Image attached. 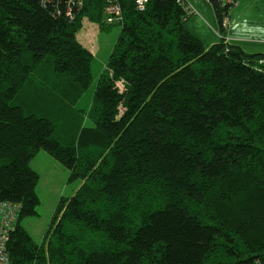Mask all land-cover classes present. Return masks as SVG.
<instances>
[{
  "label": "trees",
  "instance_id": "1",
  "mask_svg": "<svg viewBox=\"0 0 264 264\" xmlns=\"http://www.w3.org/2000/svg\"><path fill=\"white\" fill-rule=\"evenodd\" d=\"M0 0V201L21 204L12 264H253L264 259V53L229 44L235 4L214 6L221 41L186 27L178 0ZM72 5V14L70 6ZM120 25L72 145L27 109L37 69L65 76V98L92 82L83 21ZM22 99L24 101H22ZM40 150L82 184L62 197L41 242L22 224L38 214Z\"/></svg>",
  "mask_w": 264,
  "mask_h": 264
},
{
  "label": "rangeland",
  "instance_id": "2",
  "mask_svg": "<svg viewBox=\"0 0 264 264\" xmlns=\"http://www.w3.org/2000/svg\"><path fill=\"white\" fill-rule=\"evenodd\" d=\"M120 30V25L100 27V24L84 19L83 27L78 32V39L94 54L93 78L86 91L74 92L75 95L65 98L63 89L68 88L65 76L55 75L53 67L44 62L39 70L37 69L33 89L29 91L31 100L23 98L28 102L25 106L27 109L39 116L50 118L56 124L54 138L65 145H72L80 124L92 123L86 112L89 110L99 78L106 68ZM31 167L40 175L37 185L40 204L37 208L38 214L25 217L22 224L35 241L41 242L60 199L73 196L81 180L70 181V170L45 150H40L32 159Z\"/></svg>",
  "mask_w": 264,
  "mask_h": 264
},
{
  "label": "crops",
  "instance_id": "3",
  "mask_svg": "<svg viewBox=\"0 0 264 264\" xmlns=\"http://www.w3.org/2000/svg\"><path fill=\"white\" fill-rule=\"evenodd\" d=\"M188 2L196 13L186 21L187 29L207 46L221 41L220 24L211 2ZM226 36L229 44L239 45L248 53H264V0H237L230 10V27Z\"/></svg>",
  "mask_w": 264,
  "mask_h": 264
},
{
  "label": "built area",
  "instance_id": "4",
  "mask_svg": "<svg viewBox=\"0 0 264 264\" xmlns=\"http://www.w3.org/2000/svg\"><path fill=\"white\" fill-rule=\"evenodd\" d=\"M149 0H135L137 7L145 9ZM209 2H218L220 4H236L237 0H207ZM179 4L184 8L186 14L191 16L196 13V9L188 2V0H178ZM71 3L81 4V0H71ZM72 14V5L70 6ZM105 21L108 24H120L123 21L121 0H107L104 8ZM223 27L227 31L230 27V13L225 14L223 19ZM224 37V35L222 34ZM227 41V36L225 35ZM21 212V204L13 201H0V264H12L8 254V241L12 231L16 228L18 218ZM253 264H264V259L256 258Z\"/></svg>",
  "mask_w": 264,
  "mask_h": 264
},
{
  "label": "bare ground",
  "instance_id": "5",
  "mask_svg": "<svg viewBox=\"0 0 264 264\" xmlns=\"http://www.w3.org/2000/svg\"><path fill=\"white\" fill-rule=\"evenodd\" d=\"M11 261V260H10Z\"/></svg>",
  "mask_w": 264,
  "mask_h": 264
}]
</instances>
